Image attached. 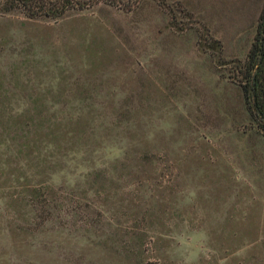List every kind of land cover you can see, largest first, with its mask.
Here are the masks:
<instances>
[{"label":"rangeland","instance_id":"1","mask_svg":"<svg viewBox=\"0 0 264 264\" xmlns=\"http://www.w3.org/2000/svg\"><path fill=\"white\" fill-rule=\"evenodd\" d=\"M62 1L0 0V264H264V0Z\"/></svg>","mask_w":264,"mask_h":264},{"label":"trees","instance_id":"2","mask_svg":"<svg viewBox=\"0 0 264 264\" xmlns=\"http://www.w3.org/2000/svg\"><path fill=\"white\" fill-rule=\"evenodd\" d=\"M16 1V2H15ZM32 0H6L11 5L18 3L26 9L29 17L38 16L32 9ZM61 2H63L61 0ZM77 4V3H76ZM83 7L84 3L75 5ZM61 8V9H60ZM49 7L43 11L44 15L64 13V7ZM232 76L243 88L246 105L251 116L256 120L258 128L264 134V4L259 14L256 31L245 60H236L232 70Z\"/></svg>","mask_w":264,"mask_h":264}]
</instances>
